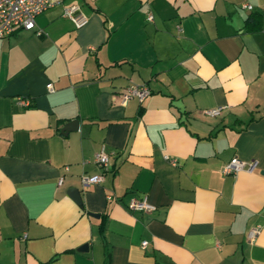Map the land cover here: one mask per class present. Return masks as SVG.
<instances>
[{"label": "crops", "instance_id": "1", "mask_svg": "<svg viewBox=\"0 0 264 264\" xmlns=\"http://www.w3.org/2000/svg\"><path fill=\"white\" fill-rule=\"evenodd\" d=\"M0 264H264V0H59L0 37Z\"/></svg>", "mask_w": 264, "mask_h": 264}, {"label": "built area", "instance_id": "2", "mask_svg": "<svg viewBox=\"0 0 264 264\" xmlns=\"http://www.w3.org/2000/svg\"><path fill=\"white\" fill-rule=\"evenodd\" d=\"M59 0H0V37L7 35L16 28L32 29L34 28V17L36 14L47 9L48 7L58 3ZM244 7L250 8V4H243ZM62 14L70 19L75 27L83 25L87 18L78 11L77 6L74 4L65 5L62 7ZM151 14L146 15L147 19H151ZM36 33H40V30H35ZM46 88L51 90V84L46 83ZM149 92V89L143 84H132L126 86L121 92V99L124 100L130 96H135L141 99ZM17 103L25 102V99L21 96H15ZM222 107L216 105L203 109V113L207 115H217L220 113ZM171 164L176 163V158L169 157L166 154L163 155ZM108 161L107 153L101 148L94 153V162L99 165H104ZM255 166L254 159H243L235 155H232L226 162L220 166V172L222 174L235 173L238 170L250 171ZM80 182L82 185H88L89 183H95L101 180L100 174H80ZM61 181V177L57 182ZM125 207L128 210H140L143 212H150L155 208V205L151 203L145 194L130 197ZM258 231V226H251L246 233L247 239H252ZM147 243L146 239L140 241V246L144 247Z\"/></svg>", "mask_w": 264, "mask_h": 264}, {"label": "water", "instance_id": "3", "mask_svg": "<svg viewBox=\"0 0 264 264\" xmlns=\"http://www.w3.org/2000/svg\"><path fill=\"white\" fill-rule=\"evenodd\" d=\"M78 120L76 118H72L68 121H66L65 123H63V125L60 128L61 132H66L69 129L75 128L77 125ZM91 215L93 216H97V213H93V212H89Z\"/></svg>", "mask_w": 264, "mask_h": 264}, {"label": "trees", "instance_id": "4", "mask_svg": "<svg viewBox=\"0 0 264 264\" xmlns=\"http://www.w3.org/2000/svg\"><path fill=\"white\" fill-rule=\"evenodd\" d=\"M249 17H252V18H254L255 20H256V19H259V15H258L257 13H251L250 15H248L247 19H248Z\"/></svg>", "mask_w": 264, "mask_h": 264}]
</instances>
